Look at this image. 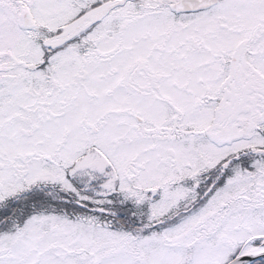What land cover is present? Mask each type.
I'll use <instances>...</instances> for the list:
<instances>
[{"label":"snow or ice","instance_id":"obj_1","mask_svg":"<svg viewBox=\"0 0 264 264\" xmlns=\"http://www.w3.org/2000/svg\"><path fill=\"white\" fill-rule=\"evenodd\" d=\"M0 264H264V0H0Z\"/></svg>","mask_w":264,"mask_h":264}]
</instances>
